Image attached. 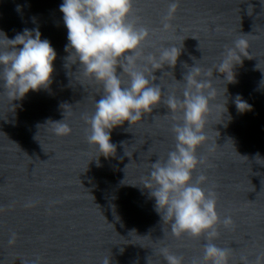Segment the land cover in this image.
Instances as JSON below:
<instances>
[{
    "label": "water",
    "instance_id": "obj_1",
    "mask_svg": "<svg viewBox=\"0 0 264 264\" xmlns=\"http://www.w3.org/2000/svg\"><path fill=\"white\" fill-rule=\"evenodd\" d=\"M171 2L134 0L135 15L150 29L145 54L181 48L176 66L156 70L154 83L162 99L180 97L191 67L214 71L217 96L193 177L206 176L202 186L215 192L221 221L234 222L219 223L213 240L230 249L229 264H264V0H179L165 30ZM62 3L0 0V33L13 39L38 29L57 53L47 89L11 101L0 81V264H102L105 257L109 264H167L162 249L183 257V264H203L205 237L173 235L144 187L151 164L174 149L172 126L180 121L161 102L141 122L114 128L115 155H99L87 142L85 117L103 89L75 56L68 59ZM242 35L248 57L228 83L215 68ZM237 95L251 110H237ZM61 121L70 127L66 135L53 131Z\"/></svg>",
    "mask_w": 264,
    "mask_h": 264
},
{
    "label": "clouds",
    "instance_id": "obj_2",
    "mask_svg": "<svg viewBox=\"0 0 264 264\" xmlns=\"http://www.w3.org/2000/svg\"><path fill=\"white\" fill-rule=\"evenodd\" d=\"M178 3L179 0H173L168 5L165 30L171 27L168 21ZM59 10L67 28L65 51L72 50L68 59L75 56L83 74L103 89L94 113L85 117L89 125L87 142L96 146L99 155L105 158L115 155L111 131L126 121L130 125L141 122L145 114L163 102L173 113V119L180 121L172 126L175 146L166 160L158 159L151 164L144 187L155 199V210L163 212V220L170 221L173 235L205 237L203 264H229L230 249L218 247L213 240L218 237L219 223L229 227L234 222L231 217L221 221L215 192L202 186L206 176L193 177L203 163L197 150L207 139L204 129L210 101L217 96L211 79L214 71L197 65L191 67L184 76L182 96L173 93L162 99L164 93L154 83L157 77L153 73L164 65L175 67L181 48L165 46L158 49V54H145L150 29L135 15L134 0H63ZM247 48L245 35L236 39L233 47L226 48L215 68L226 82H234V67L242 63V56L248 57ZM56 58L50 41L41 39L38 29H24L13 39L0 33V81L9 99H22L30 90L47 89L52 83ZM118 68L122 69L119 73ZM234 103L241 113L251 110L240 95ZM178 110L182 113L179 117L175 115ZM53 131L66 135L70 127L63 121L54 122ZM9 243H14V238ZM162 254L167 264H183V257L167 249H162ZM102 264H109V258L105 257Z\"/></svg>",
    "mask_w": 264,
    "mask_h": 264
}]
</instances>
